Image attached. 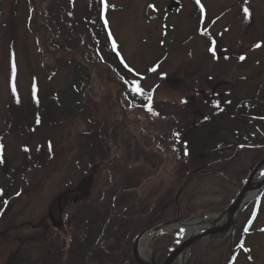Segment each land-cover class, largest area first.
Masks as SVG:
<instances>
[{
  "label": "rangeland",
  "instance_id": "374dc122",
  "mask_svg": "<svg viewBox=\"0 0 264 264\" xmlns=\"http://www.w3.org/2000/svg\"><path fill=\"white\" fill-rule=\"evenodd\" d=\"M107 4L0 0V264H84L88 251L77 243L103 218L104 253L87 262L122 264L126 253L111 262L110 252L138 236L142 220L168 202L177 170L194 162L239 167L196 179L177 216L170 212L160 224L224 215L264 160V0ZM107 54L115 67L133 69L129 79L150 100L112 74ZM78 62L90 81L76 95ZM249 202L230 233L191 245L184 264H216L213 257L223 253L226 264L243 238L251 251L241 247L232 264H264V192ZM131 215L141 220L132 230ZM165 230L151 237L155 264H164L184 238ZM71 243L73 256L64 249ZM208 247L211 255L200 257Z\"/></svg>",
  "mask_w": 264,
  "mask_h": 264
},
{
  "label": "trees",
  "instance_id": "16d2710c",
  "mask_svg": "<svg viewBox=\"0 0 264 264\" xmlns=\"http://www.w3.org/2000/svg\"><path fill=\"white\" fill-rule=\"evenodd\" d=\"M101 28H103L102 21H100V26L98 28L99 31H96V33H95V35H97V34L99 35L98 39H97L98 47L102 44V42H101V40H102L101 39V37H102V34H101L102 29ZM98 47H96L97 50H98ZM63 49H64V47H60V50H63ZM109 49H106V53H107V51H110ZM104 65L109 67L111 69V71H113L112 74L115 75L116 77L121 76L120 78H123L124 80H121V79L120 80L125 82V84H126V81L130 80L129 79L130 72H127L126 70H124L123 67H122L123 70H121V67H115V64L113 63L112 59H110L108 54H107V59H106V62L104 63ZM75 70L78 71V72L79 71L81 72L80 73L81 75H79V77L74 82V87H73L74 91L76 92L75 94L78 95L79 93H81L82 91H84V90H86L88 88L89 81H90V74H89V71H88V68L86 67V65L80 64L79 62L75 63ZM214 103L215 102L211 101L210 105L213 106V105H215ZM216 109H217L218 112H222V109L221 110H219L218 108H216ZM195 115L198 118H201V117H199L200 115H197V114H195ZM200 120H202V119H200ZM203 120H205V121L202 122V124H205V122H207L209 120V117L208 118L206 117ZM174 131H175V134H177V135L180 134L178 128H175ZM259 159H261V158H259ZM200 160H205V157H201ZM200 162H202V161H199V163ZM197 164H198L197 162H194L193 165L186 166V168H184L183 170H179V171L177 170V172L174 174V177H175L174 178V180H175L174 185L171 186L172 193L170 194L169 191H167L170 194L169 198L167 199L168 202L166 204L161 205V207L158 210L152 212V214L150 216H148L147 219L142 220V223H141V225H140V227L138 229V232L140 231L138 233V236L143 231H145V230H147V229H149L151 227H154V226H156V225H158V224H160L162 222H165L166 218L168 217L170 212H173L174 217H176L177 216L176 208H178V206H180V204L182 203V198L184 197V194L194 184L196 179L209 177L211 175H219V176H221V175H224V174H227V173L228 174L232 173L233 170H235V169H239V167L236 165L238 163L235 164V162H233V161H232V164L230 165L229 168H227L226 165H222L220 167H212V168L209 169L208 167H205V166L201 168L200 167L201 164H199V165H197ZM225 170H227V172H225ZM179 193H181V194H180V196H179V198L177 200V203H176V199H177V196H178ZM79 197L80 198L81 197L88 198V197H90V194H89V192L85 193L83 195L79 194ZM65 198L68 199L69 195L68 194L63 195L61 199H65ZM186 209H187L186 210L187 214L190 213L189 215H191V211H190L191 210V206L190 205L186 206ZM193 211H194V209H192V212ZM111 212H112V210H111ZM108 214H110V213H108ZM102 216L104 217V214ZM116 216H117V213L114 211L113 213L110 214L109 219L116 218ZM105 217H107V214H106ZM134 217H135L134 215H131V217L130 216L128 217V220H129V222L131 224L130 225V230H132L134 228L132 226V223H134L136 221H141L137 217H135V218ZM102 224L103 225H101L100 227H98L99 224H96L95 226H92V228H90L89 231H88V236L82 241V243H77L76 242L80 246L83 245L85 250L88 251V255H90V256L91 255H97L100 258L102 256V254L104 253L103 252L104 251L103 250L104 249V244H105L104 240H105V237L107 236L106 233H107V227H108V223L104 220V218H103ZM131 235L134 236V234H131ZM138 236L137 235L134 236L132 241L123 240V244L122 245H120L119 247L118 246L115 247V251L114 252H110L112 255H114V260H112L111 262H119L120 261L119 258L122 257L121 255L123 253H126V256L123 257L122 264H138L137 261L135 260V257H134V245H135V243H136V241L138 239ZM69 239H72V238H69ZM120 241L121 240H119V242ZM67 242L69 243V241H67ZM76 243L75 244L71 243L70 244L71 246H69V247L65 246L64 249H68L69 248V251H66L67 255L70 254V255L73 256L75 254L76 249H74V248L77 245ZM65 244H63V245H65ZM241 245H243L242 241H240V244L237 245L238 248H236V251L231 255L229 261L226 264H232V261L237 257V255L240 252L239 249H242ZM209 247L205 251H201L199 256L203 257L206 252H207V256L211 255L210 252H213L214 250H209ZM101 250H103V251L101 252ZM217 250H219V249H217ZM88 255H87V257H88ZM61 256H63V255L61 254ZM68 257H66V259H65L66 262L68 261ZM87 257L85 256V258H84V264H88V262H87L88 258ZM205 258H206V255H205ZM213 258H215L216 264L217 263L218 264H223V259H225V254L223 253L219 260H218V257L217 258L213 257ZM61 261H63V260H61ZM190 264H194V263L191 261ZM198 264H201V263H198ZM202 264H205V263H202Z\"/></svg>",
  "mask_w": 264,
  "mask_h": 264
},
{
  "label": "water",
  "instance_id": "95a60500",
  "mask_svg": "<svg viewBox=\"0 0 264 264\" xmlns=\"http://www.w3.org/2000/svg\"><path fill=\"white\" fill-rule=\"evenodd\" d=\"M264 171V160L255 168V170L252 172L249 180L247 181L245 187L243 188V190L241 191V193L238 195L237 199L234 201V203L230 206V208L228 209L227 213H225L224 215L227 216V220L225 222V224L223 225V227L215 232H203V233H198L195 234L193 236H189L187 238H183L180 243L174 248V250L172 251L171 255L168 257V259L164 262V264H173L178 257L180 256V254L185 250V249H189V247L191 245H193L194 243L198 242V241H211V240H217L219 238L224 237L227 233H230L238 218L240 217L241 213L244 211V209L248 206V204L250 202H246L244 203L245 197L247 194L251 193V192H255L256 193V198L257 196H259V194L264 190V176L262 177L261 180H259L260 182L257 184V186L252 187L253 182L257 179L258 175ZM181 193L178 194L177 199H176V203L177 200L179 198ZM221 215V216H224ZM206 221V220H205ZM182 222H180L178 219L172 223H165V224H160L157 225L155 227H152L150 229H148L147 231L143 232L139 238L137 239L135 245H134V257L135 260L137 261L138 264H148V263H144L142 262L139 257H138V244L139 241L141 240L142 236L149 232L152 234H156L158 231L161 230H165V228H169V226H173V225H179ZM183 223H187V222H183ZM190 252H188L189 255ZM188 257L186 258V262H187ZM149 264H155L154 259H151V262Z\"/></svg>",
  "mask_w": 264,
  "mask_h": 264
},
{
  "label": "bare ground",
  "instance_id": "6f19581e",
  "mask_svg": "<svg viewBox=\"0 0 264 264\" xmlns=\"http://www.w3.org/2000/svg\"><path fill=\"white\" fill-rule=\"evenodd\" d=\"M259 182L260 181L256 179L253 182L252 187L257 186V184ZM255 198H256V193L251 192V193L246 195L244 203L249 202L251 200L253 201V199H255ZM226 220H227V216H225V215L224 216H212V217H209L206 221L203 220L201 222L182 223V224H179L177 226L167 228V230H165V231L172 232V231L180 230L183 233V237L187 238L189 236H193L195 234L203 233L206 231H209V232L218 231L223 227ZM153 235L154 234L149 233V232L145 233L142 236V238L138 244V250H137L138 256H139L141 261L146 262L148 264L150 263L149 245L151 242V237ZM187 255H188V249H185L180 254V256L178 257L177 262L179 264H184L185 260L187 258Z\"/></svg>",
  "mask_w": 264,
  "mask_h": 264
},
{
  "label": "snow or ice",
  "instance_id": "6c2138e0",
  "mask_svg": "<svg viewBox=\"0 0 264 264\" xmlns=\"http://www.w3.org/2000/svg\"><path fill=\"white\" fill-rule=\"evenodd\" d=\"M196 2H197V4H199L200 3V0H196ZM247 3H248V0H245V4H247ZM104 7H105V9H107V7H108L107 0H104ZM150 7H154V6L150 5ZM201 10L203 11V8ZM243 12H244L246 18H249L250 19L252 17V12L250 11V9L248 7H244L243 8ZM105 25H107V20H105ZM112 43H113V48H115L116 47L115 41L113 40ZM256 46L257 47H260L261 45L258 44ZM210 50L215 55V49H210ZM241 59L243 60L244 57H241ZM121 62L124 63L123 60ZM124 66L126 68H128V71L130 73L133 72V69H131L130 67H128V65L126 63L124 64ZM152 70L155 71V69H152ZM134 75H139V74L138 73H134ZM126 84L130 85V91H131V93L133 95L148 96L149 100L151 99V96L148 93H145L143 91V89L141 88V85H140V83H139L138 80H128V81H126ZM13 91H15V85H13ZM146 107H147V109H148L149 112H152V108L150 106H147L146 105ZM37 123H39V121H37ZM24 150L25 151H29V149H27V148H25ZM185 154H187V153H185ZM3 162H4V159H3V145L0 144V163H3ZM248 230H249L248 228H245L244 229V231H246V232ZM260 231H264V229H260ZM241 247L243 248V250L245 252H250L251 251V249L244 247V245H241ZM248 259L251 260L252 257L249 256Z\"/></svg>",
  "mask_w": 264,
  "mask_h": 264
},
{
  "label": "flooded vegetation",
  "instance_id": "af4514ba",
  "mask_svg": "<svg viewBox=\"0 0 264 264\" xmlns=\"http://www.w3.org/2000/svg\"><path fill=\"white\" fill-rule=\"evenodd\" d=\"M212 100H214V99H212ZM212 102H215V101H212ZM244 242H245V238L242 239V243H244Z\"/></svg>",
  "mask_w": 264,
  "mask_h": 264
}]
</instances>
